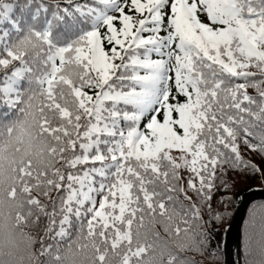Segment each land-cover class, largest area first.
Returning a JSON list of instances; mask_svg holds the SVG:
<instances>
[{"label": "snow or ice", "instance_id": "6c2138e0", "mask_svg": "<svg viewBox=\"0 0 264 264\" xmlns=\"http://www.w3.org/2000/svg\"><path fill=\"white\" fill-rule=\"evenodd\" d=\"M264 182V0H0V264H228ZM235 264H264V201Z\"/></svg>", "mask_w": 264, "mask_h": 264}, {"label": "water", "instance_id": "95a60500", "mask_svg": "<svg viewBox=\"0 0 264 264\" xmlns=\"http://www.w3.org/2000/svg\"><path fill=\"white\" fill-rule=\"evenodd\" d=\"M264 200V191H252L242 197L240 207L236 213L234 221L229 228L226 238V261L228 264H235V250L241 243V229L246 216V212L255 201Z\"/></svg>", "mask_w": 264, "mask_h": 264}, {"label": "trees", "instance_id": "16d2710c", "mask_svg": "<svg viewBox=\"0 0 264 264\" xmlns=\"http://www.w3.org/2000/svg\"><path fill=\"white\" fill-rule=\"evenodd\" d=\"M259 189H264V182H262L258 178H248V179L238 180V182L235 186L234 192L229 193V195L232 196V202L229 205V209H228L230 215L220 225L219 232L217 234V240L220 243L221 249L224 253V259L225 260H226V258H225V242H226L227 231H228V228L230 227V225L232 224V222L234 220L237 209L241 203V197L243 196L244 193H246L248 191L259 190ZM258 202H261V201H258ZM258 202H255V203H258ZM247 216H248V211H247L245 220L247 219ZM243 227H244V223L242 226V233H243ZM236 258H237V253H236Z\"/></svg>", "mask_w": 264, "mask_h": 264}, {"label": "rangeland", "instance_id": "374dc122", "mask_svg": "<svg viewBox=\"0 0 264 264\" xmlns=\"http://www.w3.org/2000/svg\"><path fill=\"white\" fill-rule=\"evenodd\" d=\"M246 193H248V192H246Z\"/></svg>", "mask_w": 264, "mask_h": 264}]
</instances>
